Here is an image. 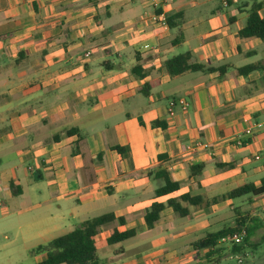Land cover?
I'll list each match as a JSON object with an SVG mask.
<instances>
[{
  "label": "crops",
  "instance_id": "crops-1",
  "mask_svg": "<svg viewBox=\"0 0 264 264\" xmlns=\"http://www.w3.org/2000/svg\"><path fill=\"white\" fill-rule=\"evenodd\" d=\"M254 5L264 17V0H0V207L27 251L113 214L96 239L98 264H211L195 243L240 223L244 251L264 263L251 241L264 194L221 199L264 184V130L237 145L264 122V41L240 36ZM187 52L226 70L170 75L165 63ZM181 99L188 111H170ZM161 172L178 191L156 196ZM184 195L219 201L182 202L186 217L166 206L147 228L154 203ZM115 231L136 235L109 244ZM220 247L216 264H231Z\"/></svg>",
  "mask_w": 264,
  "mask_h": 264
},
{
  "label": "trees",
  "instance_id": "trees-1",
  "mask_svg": "<svg viewBox=\"0 0 264 264\" xmlns=\"http://www.w3.org/2000/svg\"><path fill=\"white\" fill-rule=\"evenodd\" d=\"M261 5H254L250 11L245 28L240 32V36L245 39L257 38L264 41V17L261 16ZM179 15H172L168 17V23L170 26H174L172 23ZM179 42V40H177ZM192 55L187 52L168 60L165 63V69L172 76L182 75L186 72H220L224 73L226 69L223 68H207L200 64L191 63ZM253 67L246 68V71H251ZM135 73H137L135 69ZM158 125V124H155ZM120 153H124V149L117 148ZM203 171V167H193L191 169V175H199ZM156 177L164 179V186L156 191L157 197L167 196L179 190L180 184L173 182L166 172L157 173ZM264 194V184L261 187L255 185H245L238 188L226 196L222 197V200L236 199L247 195L259 196ZM216 199L211 203H205L202 197H192L190 195H184L179 200H169L166 205L162 203H154L145 213V222L148 229H153L155 224L160 220L161 214L166 206L171 207L181 217H186L189 214L187 208L183 207V203H187L191 206H202L204 204L211 205L217 203ZM116 218L113 214H107L98 218L88 220L81 225L77 226L73 231L60 236L50 242L48 245H41L37 247L33 252L36 254L46 253L47 258L43 262L36 264H98V252L96 246V239L103 226L115 221ZM120 223L125 221L120 219ZM246 231L247 235L244 242L240 246H233L230 248L231 256L241 254L245 250V245L248 244L250 237L248 230L244 227L243 223L237 225L236 228H225L218 232L209 233L205 238L195 243L194 248L199 251H207L206 259H216L213 264L220 262V257L225 252V249L220 247V241L222 238ZM136 235L135 231H127L120 233L115 231L109 239V244H117L133 238Z\"/></svg>",
  "mask_w": 264,
  "mask_h": 264
},
{
  "label": "rangeland",
  "instance_id": "rangeland-1",
  "mask_svg": "<svg viewBox=\"0 0 264 264\" xmlns=\"http://www.w3.org/2000/svg\"><path fill=\"white\" fill-rule=\"evenodd\" d=\"M0 207V264H36L39 262V255L32 251H27L22 242L17 241L15 233L9 229V220L3 219ZM228 217V216H227ZM252 238L251 241L259 243V248L254 255L261 258L264 255V227L259 223L251 225ZM251 250V249H250ZM242 255L245 257L243 264H264L262 260L253 261L252 254L243 251ZM231 264H239L234 257Z\"/></svg>",
  "mask_w": 264,
  "mask_h": 264
},
{
  "label": "built area",
  "instance_id": "built-area-1",
  "mask_svg": "<svg viewBox=\"0 0 264 264\" xmlns=\"http://www.w3.org/2000/svg\"><path fill=\"white\" fill-rule=\"evenodd\" d=\"M155 7H160L161 5L173 3L176 0H152ZM219 1L223 7L229 8L231 3H237L238 0H216ZM153 21L155 22H161L163 25L167 24V18L164 15H156L153 17ZM179 104L183 112H187L189 109V103L185 99L179 100L177 103L175 101H172L170 103L171 110L176 107V105ZM173 114V112H172ZM264 130V122L258 123L254 125L253 127L245 130V132L237 137V145L238 146H244L248 143V140L252 139L255 134L260 131ZM201 146L200 144H197L196 147ZM256 159H260V157H256ZM247 235V232L244 230L240 233H235L233 235L226 236L221 239L220 244L223 246H227L232 248L233 246H240L243 244L244 239ZM248 255V254H247ZM239 264H243L245 257L241 254H237L234 256Z\"/></svg>",
  "mask_w": 264,
  "mask_h": 264
}]
</instances>
